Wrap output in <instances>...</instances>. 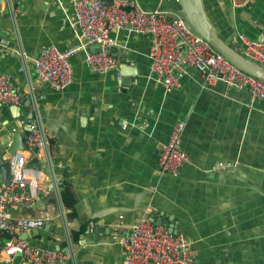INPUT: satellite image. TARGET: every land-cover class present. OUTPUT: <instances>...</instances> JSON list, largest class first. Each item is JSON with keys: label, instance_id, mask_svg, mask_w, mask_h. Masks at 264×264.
Instances as JSON below:
<instances>
[{"label": "crops", "instance_id": "obj_1", "mask_svg": "<svg viewBox=\"0 0 264 264\" xmlns=\"http://www.w3.org/2000/svg\"><path fill=\"white\" fill-rule=\"evenodd\" d=\"M132 1L144 10H180L178 0ZM10 3L20 10L15 19ZM202 4L210 23L232 45L240 34L264 37V0L247 7H235L231 0ZM73 17L72 0H0V73L13 78L16 90L23 93L26 83L19 51L73 46L79 35ZM113 36L119 73L123 65L135 73L130 85L121 84L115 70L91 72L85 51H78L71 57L73 80L65 90L38 88L39 114L54 159L67 169L58 177L71 223L69 240L57 222L19 237L34 247L71 250L72 259L62 264H124L120 237L150 206L157 210L154 222L161 220L189 242L196 264H264V100L250 103L246 90L222 81L205 86L194 69L177 86L166 87L150 75L147 35L120 30ZM28 71L33 73L31 65ZM30 111L25 98L19 107L0 104V148L10 143L13 130L26 135ZM180 120V147L188 159L177 176L160 173L159 147ZM219 162L226 166L218 167ZM37 166L46 171L42 162ZM47 186L11 215H55ZM143 190L149 193L135 208ZM117 207L121 210L106 213ZM9 264H23V259L15 256Z\"/></svg>", "mask_w": 264, "mask_h": 264}, {"label": "built area", "instance_id": "obj_2", "mask_svg": "<svg viewBox=\"0 0 264 264\" xmlns=\"http://www.w3.org/2000/svg\"><path fill=\"white\" fill-rule=\"evenodd\" d=\"M257 0H231L235 7H247ZM74 24L79 29L78 41L66 49L56 45L43 46L32 53L19 51L20 71L26 72L23 93L16 90L13 78L0 73V104L19 107L25 98L30 104L24 149L10 156L11 182L0 184V260L9 264L15 256L23 264H62L72 259L69 249H42L20 238L21 232L38 229L57 222L66 239L70 237V220L62 202L58 173L67 171L53 156L50 140L38 109V88L49 86L56 91L65 90L73 80L71 57L85 51V63L94 73L118 71V59L112 53L116 45L113 32L125 30L129 34H144L150 38L148 57L150 75L166 87H175L191 71L200 73L203 84L212 86L219 81L228 86L246 90L248 100H264V80L251 76L232 65L217 52L185 20L180 10H144L132 0H72ZM10 15L15 19L19 7L9 4ZM98 46L91 51L89 45ZM237 50L247 59L264 66V37L250 39L240 34L235 41ZM31 65L33 73L28 71ZM184 122H176L167 142L159 147L157 171L177 176L187 161L180 147ZM36 159L35 163H30ZM42 162L46 171L37 164ZM225 167V162L217 163ZM49 188L57 207L55 215L14 217L10 210L33 202ZM156 208H143L120 237L124 264H196L189 242L182 235H175L163 225L154 222ZM121 222V220H120Z\"/></svg>", "mask_w": 264, "mask_h": 264}, {"label": "water", "instance_id": "obj_3", "mask_svg": "<svg viewBox=\"0 0 264 264\" xmlns=\"http://www.w3.org/2000/svg\"><path fill=\"white\" fill-rule=\"evenodd\" d=\"M180 12L183 14L188 24L197 32L204 40H206L217 52L222 54L232 65L241 71L264 80V66L247 59L235 47L229 44L224 38L220 36L215 27L208 20L202 0H178ZM128 65L122 66V71L119 77L121 84L130 85L131 76L135 73H130L131 70ZM85 117L81 122L84 123ZM27 130H25V134ZM2 136V135H0ZM25 135H22L19 130H13L10 137V143L0 148V180L4 186H9L11 182V168L9 157L14 155L16 151L24 149ZM37 160L32 159L30 163H35ZM149 193V190H143L135 197L134 207H138L142 197ZM120 211V207L106 210V213L112 211ZM155 224L160 225L161 220H156ZM172 233L173 230H170ZM175 234V232H173Z\"/></svg>", "mask_w": 264, "mask_h": 264}, {"label": "trees", "instance_id": "obj_4", "mask_svg": "<svg viewBox=\"0 0 264 264\" xmlns=\"http://www.w3.org/2000/svg\"><path fill=\"white\" fill-rule=\"evenodd\" d=\"M222 37V36H221ZM229 44H231L230 42H228ZM63 201V200H62Z\"/></svg>", "mask_w": 264, "mask_h": 264}]
</instances>
